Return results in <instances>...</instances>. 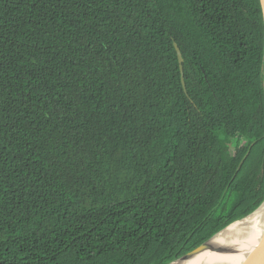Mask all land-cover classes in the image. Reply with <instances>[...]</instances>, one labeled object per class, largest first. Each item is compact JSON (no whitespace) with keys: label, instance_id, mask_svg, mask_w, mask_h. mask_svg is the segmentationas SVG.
I'll return each instance as SVG.
<instances>
[{"label":"trees","instance_id":"1","mask_svg":"<svg viewBox=\"0 0 264 264\" xmlns=\"http://www.w3.org/2000/svg\"><path fill=\"white\" fill-rule=\"evenodd\" d=\"M234 194L264 201L260 0H0V264H168Z\"/></svg>","mask_w":264,"mask_h":264},{"label":"bare ground","instance_id":"2","mask_svg":"<svg viewBox=\"0 0 264 264\" xmlns=\"http://www.w3.org/2000/svg\"><path fill=\"white\" fill-rule=\"evenodd\" d=\"M264 236V206L257 215L238 221L225 229L214 243L215 251H206L178 264H240Z\"/></svg>","mask_w":264,"mask_h":264},{"label":"water","instance_id":"3","mask_svg":"<svg viewBox=\"0 0 264 264\" xmlns=\"http://www.w3.org/2000/svg\"><path fill=\"white\" fill-rule=\"evenodd\" d=\"M262 12H263V18H264V0H260ZM175 47L177 50V55L180 63L181 73H182V82L185 88V79H184V69H183V61L184 57L182 55V52L178 46V44L175 42ZM264 206V201L261 203L260 206L255 208L254 210L248 212L244 216L232 221L227 226H225L220 231L216 232L214 235H212L209 239L201 243L199 246L194 248L193 250L187 252L186 254H183L182 256L170 261L168 264H178L187 260H190L206 251H215L216 248H219L220 245H217L214 243V240L217 238L218 235H220L225 229H227L230 225H232L235 222L244 220L248 217H251L253 215H257L259 211L262 210V207ZM240 264H264V236L260 242V244L254 248L250 253L247 254V257L241 262Z\"/></svg>","mask_w":264,"mask_h":264},{"label":"rangeland","instance_id":"4","mask_svg":"<svg viewBox=\"0 0 264 264\" xmlns=\"http://www.w3.org/2000/svg\"><path fill=\"white\" fill-rule=\"evenodd\" d=\"M237 199V195L234 194L228 203V208H230L234 203H238V206L240 207L243 214H247L248 212H250V206H248L244 200L238 201Z\"/></svg>","mask_w":264,"mask_h":264}]
</instances>
